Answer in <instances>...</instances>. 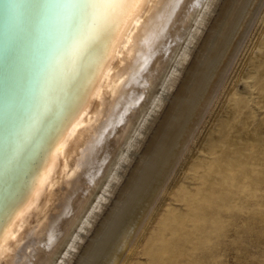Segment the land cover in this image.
<instances>
[{
	"label": "bare ground",
	"instance_id": "1",
	"mask_svg": "<svg viewBox=\"0 0 264 264\" xmlns=\"http://www.w3.org/2000/svg\"><path fill=\"white\" fill-rule=\"evenodd\" d=\"M261 2L0 0V264H122Z\"/></svg>",
	"mask_w": 264,
	"mask_h": 264
},
{
	"label": "rangeland",
	"instance_id": "2",
	"mask_svg": "<svg viewBox=\"0 0 264 264\" xmlns=\"http://www.w3.org/2000/svg\"><path fill=\"white\" fill-rule=\"evenodd\" d=\"M261 3L122 264H264Z\"/></svg>",
	"mask_w": 264,
	"mask_h": 264
},
{
	"label": "water",
	"instance_id": "3",
	"mask_svg": "<svg viewBox=\"0 0 264 264\" xmlns=\"http://www.w3.org/2000/svg\"><path fill=\"white\" fill-rule=\"evenodd\" d=\"M220 86V85H219ZM218 86V87H219ZM80 107H81V105H80ZM68 118V117H67ZM74 119V118H73ZM72 119V120H73ZM73 123V122H72ZM71 123V124H72ZM70 124V123H69ZM70 124V125H71ZM70 125H68L69 127H70ZM63 126V125H62ZM69 127H67L66 129H69ZM62 128V127H61ZM61 128L57 131V133H56V135H55V137H54V139H53V141H52V144H51V149H52V147L56 144V142H59L58 140H59V138H60V136H61ZM194 131H192V133H193ZM188 143V140L186 141V143L185 144H187ZM181 156V154L179 155V157ZM177 164V163H176ZM174 167H175V165H174ZM173 167V168H174ZM172 168V169H173ZM9 215L10 214H8V215H6V217L4 218V220L1 222V224H6L7 223V221H8V218H9ZM2 242V238L0 239V243Z\"/></svg>",
	"mask_w": 264,
	"mask_h": 264
}]
</instances>
